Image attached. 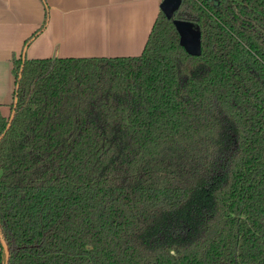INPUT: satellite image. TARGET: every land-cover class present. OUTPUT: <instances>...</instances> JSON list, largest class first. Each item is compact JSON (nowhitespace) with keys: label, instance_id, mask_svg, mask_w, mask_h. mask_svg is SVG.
<instances>
[{"label":"trees","instance_id":"trees-1","mask_svg":"<svg viewBox=\"0 0 264 264\" xmlns=\"http://www.w3.org/2000/svg\"><path fill=\"white\" fill-rule=\"evenodd\" d=\"M14 64L9 264H264V0H182L140 56Z\"/></svg>","mask_w":264,"mask_h":264},{"label":"crops","instance_id":"crops-1","mask_svg":"<svg viewBox=\"0 0 264 264\" xmlns=\"http://www.w3.org/2000/svg\"><path fill=\"white\" fill-rule=\"evenodd\" d=\"M163 1L0 0V119L12 115L16 59L140 56Z\"/></svg>","mask_w":264,"mask_h":264},{"label":"water","instance_id":"water-1","mask_svg":"<svg viewBox=\"0 0 264 264\" xmlns=\"http://www.w3.org/2000/svg\"><path fill=\"white\" fill-rule=\"evenodd\" d=\"M182 0H164L161 4V10L168 18H172L175 11L180 7ZM174 24L180 35V44L186 52L192 56H200L202 54L201 34L195 24L190 21L175 19ZM14 114L12 116V119ZM11 123L8 125L10 127ZM1 140V139H0ZM0 239L6 253V263L9 264V248L0 232Z\"/></svg>","mask_w":264,"mask_h":264}]
</instances>
